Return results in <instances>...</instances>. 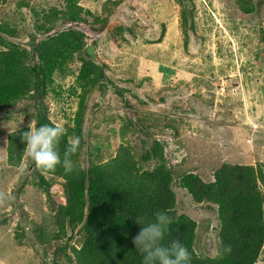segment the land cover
I'll use <instances>...</instances> for the list:
<instances>
[{"label":"trees","instance_id":"1","mask_svg":"<svg viewBox=\"0 0 264 264\" xmlns=\"http://www.w3.org/2000/svg\"><path fill=\"white\" fill-rule=\"evenodd\" d=\"M222 1L226 3L223 7L227 16L224 19L226 28L227 22L236 23V34H232L234 38L241 41L261 35L264 30V2L255 5L249 0ZM180 2L184 5L182 14L187 28L194 29L189 27L190 23L192 26L196 24L194 15H191V11L196 10L194 0ZM14 4V8L7 9L0 3V117L10 116L24 104H29L26 108L32 113L29 119L14 123L18 127L12 129L7 138V131L0 128V162L3 163L5 158L11 170L20 168L26 155L22 134L29 130L28 124L32 120L37 127L44 124L58 126V118L50 116L49 102L50 98L54 106L63 102L61 93L67 91L65 80L69 74L75 73L69 69L72 65L76 66V84L82 89V95L79 110L74 119H70L72 124L68 122L61 126L65 129L57 145L61 158L70 138L78 137L80 143L78 151L72 156L76 165L72 173L65 172L59 165L42 173L28 156L29 166L24 174L30 176L29 170L33 166L32 180L28 181L23 174L10 196L6 194V189L0 194V245L6 243L10 247L7 241L12 240L18 249L25 251L24 256L42 260L46 256L43 264H142V257L136 253L132 243L141 228L136 221L140 218L151 220L155 213L165 212L171 217L172 224L163 243L167 246L179 240L190 253V264L263 262L264 135H258L259 130L253 131L252 128L247 129V134L240 132V136L246 138L253 133L257 163L222 161L217 169L211 170L213 180L208 182L203 177L202 167H198V173L192 171L195 155L189 145V136L196 132V127L188 129L190 122L182 118L133 112L129 123L133 131L142 135L140 147L127 148L120 144L113 159L88 161L87 156H93L92 146L99 140L98 132L100 134L99 129L104 128L105 121L102 119L96 129H89L90 116L96 118L98 114L89 108L88 100L97 88L105 86V82H111V79L107 75V69H110L98 60L93 61L92 56L87 54L88 37L82 25L99 27L109 17H94L90 10L82 7L81 0H19ZM91 18H94V24L90 22ZM245 30H249V34ZM220 34L223 33L219 28L217 35L221 37ZM187 35L192 42L188 32ZM25 37L30 41L27 46L22 43ZM144 40L147 44L154 42L147 38ZM190 42L188 39L185 42L186 53H190ZM206 42L207 38L203 36L202 50ZM217 44L216 56L225 62L220 66L214 65L211 54L204 52L198 72L210 82L218 78V73L222 74L225 68L235 66L231 43L225 45L220 41ZM242 50L243 47L239 46L238 53L241 54ZM255 53L259 55L258 51ZM161 64L152 63L147 71V74L154 73L160 83ZM139 66L138 59L132 60L125 68L129 73L126 77L132 79L141 74ZM248 66L242 64L241 68L247 71ZM134 69H137L136 73ZM259 73V78L264 76V65L260 66ZM244 75L249 78L247 72ZM257 77L253 75L254 79ZM141 79L138 80L139 88L151 81L148 77ZM69 90L70 95H77L73 87ZM248 90H252L250 85ZM203 91L198 89L194 96L208 105L214 117L227 115L232 105L228 102L230 95L223 97V104H219ZM157 92L159 102L165 103L169 89L161 86L153 93L151 89L146 99L150 103L144 106V110L150 104H157L158 101L152 97ZM258 101L264 105V97ZM261 120V125H264V119ZM227 127L231 124L227 123ZM125 130L119 132L114 143L122 138ZM171 130L174 131V140L169 153H166L169 143L162 137L171 138ZM219 131L223 130L216 127L208 135L205 129L200 130L210 138L209 143L212 140L216 142ZM98 147L95 144V148ZM0 169V177L5 180L7 188V171ZM25 183L29 185L24 186ZM56 186L63 188L65 205L58 204L53 196ZM178 189L189 194L193 206L208 213L211 217L209 223H216L217 227L213 228L216 249L213 253L197 248L201 220L192 213L179 212L178 199L185 198L180 197ZM19 190L23 191L18 193ZM9 206L10 211L7 210ZM14 214H17L15 225ZM76 235L83 237L79 249L72 247L69 250L68 245L53 248L63 243L66 236L73 240ZM225 245H231L230 254L223 252Z\"/></svg>","mask_w":264,"mask_h":264},{"label":"rangeland","instance_id":"2","mask_svg":"<svg viewBox=\"0 0 264 264\" xmlns=\"http://www.w3.org/2000/svg\"><path fill=\"white\" fill-rule=\"evenodd\" d=\"M16 1L19 0H0V3L9 9L10 7L14 8ZM249 1H254L255 5L264 2V0ZM194 3L196 10L193 9L191 15H194L196 24L192 26L190 23L189 27L195 28L189 29L185 24L182 14L184 5L180 0H81L82 7L90 10L94 17H109V25L103 35L88 33L89 27L100 28L102 25L99 27L92 24L82 25L83 32L88 37V47L97 43L96 47L94 46V56L91 58L93 61L98 60L104 63L110 69H107V75L111 79V82H105V86L97 88L88 100L89 108L93 110L94 114H98L95 118L90 116V112L88 113L91 117L89 129H96V125L105 119L104 128L99 129V140L95 143L99 147L96 149L95 144L92 146L93 156H87L88 161L99 162L113 159L120 144L127 148H139L142 135L130 128L129 118L133 112L140 114L148 112L147 114L154 113L161 117L182 118L190 122L188 129L196 127V132L189 136V145L195 155V165L192 171L198 173V167H202L203 177L208 182L213 180V171L211 170L217 169L222 161L231 163L251 161L249 164L252 165L257 163L253 133L246 138V136H240V132L247 134V129L252 128L253 131L259 130L258 135H264V125H261V118L264 119V105L258 101L264 97V76L259 78V68L264 65V30L261 35L256 34L248 40L241 39L240 41L232 36V34H236L234 30L236 23L227 22V28L224 23L227 16L223 7L226 3L222 0H194ZM93 19L91 18L90 22L94 24ZM219 28L223 33L220 34L221 37L217 35ZM187 32L192 37V42H190ZM245 33L249 34V30H245ZM203 36L207 38V42L205 49L202 50L201 38ZM145 38L151 42L154 41L153 44L144 42ZM187 39L190 42V53H186L185 49ZM220 41L225 45L228 42L231 43L235 66L225 68L226 70L221 71L222 74L218 73V78L210 82L205 76L198 74L202 54L210 53L213 64L220 66L222 62H225L216 56L218 53L217 43ZM23 42L27 46L30 41L25 37ZM239 46L243 47L241 54L238 53ZM256 51L259 52V55L253 54ZM134 59H138L140 62L138 71L141 74L129 79L126 77L129 76V73L125 71V68ZM152 63H162L160 65L163 68L160 73L161 83L154 73L147 74ZM242 64L249 65L246 67L247 71L242 70ZM69 69L75 73L69 74L65 80L64 88L67 91L61 93L63 102L61 101L62 103H59L58 106L51 103V98L49 102L52 114L50 116L52 119L58 118V126H63L68 122L72 124L70 119H74L81 101L82 89L76 84V66L72 65ZM133 72L136 73L137 69H134ZM245 72L248 73L249 78H245ZM253 75L258 76V79H254ZM142 77H148L151 81L139 88L138 80L142 81ZM258 81H261L259 85ZM248 85L252 87V90H248ZM161 86L169 89L165 103L159 102L160 98H158L157 92L152 96L155 101H158L157 104H150L148 109L144 110V106L149 102L146 99L151 93V89L153 93ZM70 87L77 91L76 96L70 95ZM198 89L204 90V94L210 99L214 98L215 102L219 104H223V97L230 95L228 101L232 103L228 109L230 113L214 117L208 105L194 96ZM28 105L24 104L18 110H13L14 112L10 116L0 117V128L7 131L6 138L12 129L18 127V124L14 123L23 122L30 116L32 111L26 108L29 107ZM87 119L88 115L86 121ZM227 123H230L231 127H227ZM216 127L223 131L218 132L220 136L217 137L216 142L212 140L209 143L210 138L205 137L200 130L205 129L206 134L210 135L216 130ZM124 129L126 130L122 134V138L114 143L115 137ZM169 134L171 138L169 136L162 137L169 143L165 148L166 153H169L171 142L174 140V131H169ZM179 138L181 139V137ZM1 141L0 138V144ZM28 156L29 154L26 153L17 170H11L5 162V158L2 159L3 163L0 162V168L7 171L6 180L9 181V184L6 188L5 180L0 177V194L6 189V194L10 196L12 191L16 190L15 183L19 181L29 166ZM33 172L34 167L29 173L30 176L24 174L28 181L32 180ZM175 173L176 176H179L177 172ZM26 184L24 186L29 185ZM58 187L60 186L55 187L53 196L56 197L58 204H64L65 201L61 199L63 195L60 196L56 192ZM22 191L19 190L18 193ZM178 191L180 197L185 198L184 200L178 199L179 212L192 213L199 218L198 220L204 221L199 223L202 230L196 240L197 248H203L204 251L213 253L216 249V239L213 233V228L217 227L216 223H209L211 217L208 216V213L192 205L189 194L181 189ZM7 210L10 211L11 207H7ZM16 223L17 214H14L13 225ZM82 238V236L76 235L73 240H69V236H66L63 243L60 242L53 248L58 245L63 246L65 243L68 246L80 247ZM7 243L11 246L9 247L6 243L0 245V264H43L45 261L44 257L46 256L44 255L43 260L38 257H27L23 255L25 251L18 249L12 240ZM50 258L52 259V255ZM259 264H264V261Z\"/></svg>","mask_w":264,"mask_h":264},{"label":"clouds","instance_id":"3","mask_svg":"<svg viewBox=\"0 0 264 264\" xmlns=\"http://www.w3.org/2000/svg\"><path fill=\"white\" fill-rule=\"evenodd\" d=\"M28 129L22 134V141L26 144L25 152L31 156L42 173L53 170L58 165L62 166L67 173H72L75 170L76 165L72 156L78 151L80 143L78 137L69 139L63 158H61L57 145L65 134L63 127L49 124L37 127L36 122L32 120L28 124ZM56 192L62 196L63 188L58 187ZM61 199L64 200L63 197ZM136 222L141 225V228L132 243L136 253L142 257V264H190V253L179 240H174L167 246L163 243L169 226L172 224V219L167 213L157 212L154 214V219L140 218ZM66 245L67 243L64 244V246ZM72 247L75 245L69 246V250ZM75 248L79 249L80 247ZM231 251V245L224 246L225 254H230ZM69 256L72 257L73 254L70 253Z\"/></svg>","mask_w":264,"mask_h":264},{"label":"water","instance_id":"4","mask_svg":"<svg viewBox=\"0 0 264 264\" xmlns=\"http://www.w3.org/2000/svg\"><path fill=\"white\" fill-rule=\"evenodd\" d=\"M108 25H109V20L106 21L105 23H103L100 28L89 27L88 33L90 35H103V34H105V31H106ZM86 52L89 56H94L95 47L94 46L88 47ZM31 170H32V167H31L29 173L31 172Z\"/></svg>","mask_w":264,"mask_h":264}]
</instances>
